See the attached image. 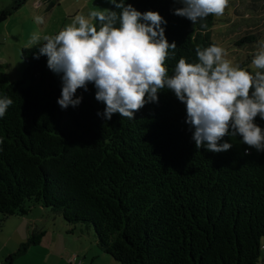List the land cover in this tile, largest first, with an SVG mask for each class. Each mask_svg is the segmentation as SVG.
Instances as JSON below:
<instances>
[{
    "label": "trees",
    "instance_id": "16d2710c",
    "mask_svg": "<svg viewBox=\"0 0 264 264\" xmlns=\"http://www.w3.org/2000/svg\"><path fill=\"white\" fill-rule=\"evenodd\" d=\"M15 2L11 11L25 0ZM115 3L164 18L165 37L177 46L165 62L170 76L179 59L196 63V50L215 44L214 16L192 24L173 14L179 0H113L109 11L119 13ZM11 11H1L0 21ZM43 43L21 50V81L0 72V98L13 101L0 118L1 217L27 215V202L57 211L69 225L92 228L99 251L115 264H259L264 152L245 155L238 135L224 138L233 145L226 152L197 149L185 105L168 89L133 119H105L93 83L77 89V107L61 109L60 75L46 56L33 58ZM254 122L264 129L259 116ZM39 240L34 235L2 264Z\"/></svg>",
    "mask_w": 264,
    "mask_h": 264
},
{
    "label": "clouds",
    "instance_id": "9594fccd",
    "mask_svg": "<svg viewBox=\"0 0 264 264\" xmlns=\"http://www.w3.org/2000/svg\"><path fill=\"white\" fill-rule=\"evenodd\" d=\"M183 5L173 11L192 24L208 16H222L229 0H179ZM120 12L92 11L86 18L78 15L71 25L54 36L44 35L38 48L47 57V67L60 75L61 109L77 107L82 97L74 98L77 89L93 83L95 99L103 102V116L113 114L133 119L146 103L158 102V92L168 89L185 105L186 121L194 129L192 139L197 149L213 153L226 152L232 144L222 142L226 136H239L248 149L264 152V129L254 121L264 120V71L254 74L228 60L226 50L213 44L197 49L198 62L179 59L170 76L165 66L177 46L165 37L164 18L155 11L141 13L132 5L115 3ZM36 23L43 24L41 16ZM96 20L100 27L91 22ZM119 24L117 27L116 24ZM203 26V25H202ZM41 40L33 33L29 45ZM252 66L264 70V43L254 55ZM62 74V75H61ZM11 98H0V118L12 105ZM97 115H100L98 113Z\"/></svg>",
    "mask_w": 264,
    "mask_h": 264
},
{
    "label": "rangeland",
    "instance_id": "374dc122",
    "mask_svg": "<svg viewBox=\"0 0 264 264\" xmlns=\"http://www.w3.org/2000/svg\"><path fill=\"white\" fill-rule=\"evenodd\" d=\"M15 1L19 0H0V15L3 10L11 11ZM112 1L25 0L0 21V72L10 83L21 81L25 68L21 50L33 46L29 45L33 33L41 36V43L44 35L58 34L78 15L87 18L92 11H109ZM37 16L43 17V24L36 23ZM210 35L216 45L226 50V58L234 66L253 74L264 71L251 64L264 43V0H229L224 14L214 16ZM249 35L253 36L254 42L241 41ZM26 206L29 212L25 216L3 219L0 215V264L5 262L7 253H16L34 235L40 236L39 243L31 245L24 254L15 258L13 264H68L67 260L73 255L81 262L86 258L82 264H115L99 251L92 228L87 231L85 224L69 225L59 212L37 204L27 202ZM91 253H94L93 259L89 255ZM73 264H77V260Z\"/></svg>",
    "mask_w": 264,
    "mask_h": 264
},
{
    "label": "built area",
    "instance_id": "2783aa9c",
    "mask_svg": "<svg viewBox=\"0 0 264 264\" xmlns=\"http://www.w3.org/2000/svg\"><path fill=\"white\" fill-rule=\"evenodd\" d=\"M260 251L262 253V258L260 259L259 264H264V242L260 245ZM77 260V264H82L80 260H78V257L76 255H73L71 258L67 260L68 264H73L74 261Z\"/></svg>",
    "mask_w": 264,
    "mask_h": 264
},
{
    "label": "crops",
    "instance_id": "0c3cea01",
    "mask_svg": "<svg viewBox=\"0 0 264 264\" xmlns=\"http://www.w3.org/2000/svg\"><path fill=\"white\" fill-rule=\"evenodd\" d=\"M9 254H11V253H7V255H9ZM6 255V254H5ZM89 255H91V259H93V257H94V253H91V254H89ZM89 257V256H88ZM85 260L84 261H82L83 263H85V261H86V258H84ZM91 259H90V261H89V263H91ZM79 260V259H78Z\"/></svg>",
    "mask_w": 264,
    "mask_h": 264
}]
</instances>
